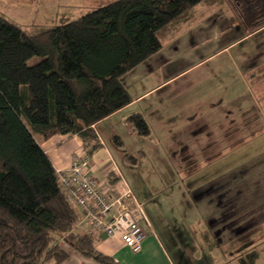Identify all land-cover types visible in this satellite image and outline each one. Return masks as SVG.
I'll return each instance as SVG.
<instances>
[{"label":"trees","instance_id":"16d2710c","mask_svg":"<svg viewBox=\"0 0 264 264\" xmlns=\"http://www.w3.org/2000/svg\"><path fill=\"white\" fill-rule=\"evenodd\" d=\"M205 1L111 0L34 33L0 15V264H61L69 252L60 236L98 264H117L92 233L72 231L78 214L34 135H77L90 155L100 146L95 124L132 101L121 78ZM224 2L250 32L264 26V0ZM32 56L41 59L28 65ZM126 122L150 134L141 113Z\"/></svg>","mask_w":264,"mask_h":264},{"label":"rangeland","instance_id":"374dc122","mask_svg":"<svg viewBox=\"0 0 264 264\" xmlns=\"http://www.w3.org/2000/svg\"><path fill=\"white\" fill-rule=\"evenodd\" d=\"M110 1L0 0V15L21 29L34 33L75 20ZM186 20L167 37L161 38L162 46L155 54L121 78L123 84L131 83L128 88L141 89L142 84L146 86L144 80L154 81L162 77L160 65L165 68L168 64L165 74L174 75L182 71L171 85L179 84L175 89L181 87L185 90L183 100L193 98V92L205 94L210 89H213L209 93L211 95H221L219 89L225 88L227 95L230 91L234 96L242 88L237 75L241 58L250 56L256 47L259 51L264 48V26L250 32L247 22L238 20L224 0H206L198 4ZM260 57L257 55V59ZM40 59L32 56L27 64L34 65ZM252 61L250 59L249 64ZM262 71L250 70L248 73L249 79L261 87L260 92H253L256 110L250 108L244 119L249 132L233 134L232 141L243 142L246 139V146L243 144L242 148L227 151L226 161L231 165L215 167L210 172L214 175L205 166L185 167L172 162V156L165 151V132L155 119L152 125L149 122L150 136L138 135L135 131L128 133L117 126L122 144L112 136L107 139L111 127L108 122L101 125L107 127L106 146L112 149L115 159L121 160L123 165L120 167L125 176L127 174L126 178L130 176L128 180L134 198L141 204L151 232L161 240L175 264L176 261L181 264V257H189L198 250L205 257V262L211 256L219 260L217 264H224L221 257L225 251L235 255L225 264H264ZM228 78H231L230 82ZM152 97L138 102L139 107ZM143 152H146L145 158L141 156ZM128 156L133 158L126 160ZM235 163L238 165H233ZM189 169L192 170L189 172ZM193 174L197 177L190 178ZM208 260L207 264H214ZM189 262L184 264H206Z\"/></svg>","mask_w":264,"mask_h":264},{"label":"crops","instance_id":"0c3cea01","mask_svg":"<svg viewBox=\"0 0 264 264\" xmlns=\"http://www.w3.org/2000/svg\"><path fill=\"white\" fill-rule=\"evenodd\" d=\"M255 34H258V32ZM263 51L264 48L259 51L258 47H256V50L252 51L253 53L250 56H243L241 58L242 62L240 63V67L237 68V75L242 83V88L234 96L230 91L229 95H227L225 88L219 89L222 91L221 95H211L209 93L213 89H210L205 94H195L193 92V98L183 100L185 90L181 87L175 89L179 84L171 85L182 71L174 75L165 74L164 70L168 64H165V68L164 65H160V69L163 72L162 77L154 81L144 80L146 86L142 84L141 89H130L128 87L131 83L125 84L132 96V101L97 122L94 126L100 146L89 155L90 169L91 174L100 184V187L109 191L120 192L123 190L124 185H127L135 197L128 180L130 176L126 178L127 174L125 176L120 167L122 164L121 160L115 159L111 151L112 149L106 146L105 135L107 127H101L105 122H108V125L111 126L107 139L110 136L120 135L117 126L123 127L128 133H134L133 128L126 122L127 116L134 112L141 113L149 127L152 125L154 119L158 121L165 132L164 140L167 142L165 151L169 156H172L171 161L176 162L177 165L185 167L205 166L208 168L209 173L215 167L230 166V161L229 163L226 161L227 151H231L234 148H242L243 144L246 146V139L243 142L232 141L234 139L233 134H246L249 132L246 120L244 119L247 118L250 108L253 107V110H256L253 92H260L261 87H258V83H255V81L252 82V79H249L248 73L250 70L262 71L264 69V63H262L264 61ZM257 55L262 58L260 62L258 61L260 58L257 59ZM250 59L251 61L254 59L251 64H249ZM149 70L152 71V69ZM228 81L230 82L231 78H228ZM150 97L152 98L139 107L138 102ZM255 134H258V132H255ZM34 137L36 142L48 155L55 170L66 168L74 153H85L82 142L77 135H55L51 138L43 139L40 135L35 134ZM142 155L145 158L146 152H143ZM233 165L238 164L235 163ZM191 170L189 169V172ZM240 173L241 171L238 174L239 176ZM210 174L214 175V173ZM191 177L196 178L197 176L193 174ZM212 190L215 191L214 189ZM205 192L209 191L205 190ZM75 210L78 214V220L72 231L74 233H92L95 237V249L111 257L117 264H175L169 256L168 250L161 243V240L151 232L143 208L141 212H135L138 223L146 230V238L143 240L141 250L138 252H131L117 236L108 238L88 229L80 221V210L78 208H75ZM57 240L69 252V258L61 264H98L69 248L63 241V237L60 236ZM202 255L200 250L198 252L194 251L189 257H181V264L188 261H190L189 263H206L208 259V261L214 262V264L219 263L218 259L214 260L215 258L213 259L211 256L206 257L207 260L205 262V257H202ZM232 257L235 258L232 252L227 254L224 251V255L221 258L227 263L230 262ZM176 262V264H180L178 261Z\"/></svg>","mask_w":264,"mask_h":264},{"label":"built area","instance_id":"2783aa9c","mask_svg":"<svg viewBox=\"0 0 264 264\" xmlns=\"http://www.w3.org/2000/svg\"><path fill=\"white\" fill-rule=\"evenodd\" d=\"M67 200L80 210V221L88 229L105 237H119L131 252L141 250L146 230L138 223L135 212H141L130 188L109 191L91 174L89 155L74 153L69 165L56 170Z\"/></svg>","mask_w":264,"mask_h":264}]
</instances>
